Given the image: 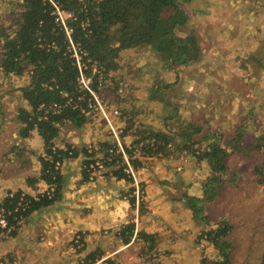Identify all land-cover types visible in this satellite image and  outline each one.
I'll return each instance as SVG.
<instances>
[{
    "label": "rangeland",
    "instance_id": "1",
    "mask_svg": "<svg viewBox=\"0 0 264 264\" xmlns=\"http://www.w3.org/2000/svg\"><path fill=\"white\" fill-rule=\"evenodd\" d=\"M9 1L0 2V27H10L12 20L18 18L13 12L14 7L19 12L17 4L12 6L10 3L16 0ZM215 2L217 1L193 0L186 5L188 30L196 32L202 44L203 58L200 62L170 68L163 54L152 49H140L123 53L118 70L103 75L105 84L100 93H96L98 100L107 106V116L115 123L116 129L122 130L120 140L123 150L127 148L133 152L131 159L125 153L128 161L132 163L139 160L141 163L137 169L132 164L133 185L115 179L112 176L113 169L108 166L105 169L94 166L89 180H85V162L90 160L87 159L85 150L92 147L93 151H88L89 154L97 153L92 160L111 156L110 151L114 158L121 152L100 113L95 114L96 120H90L82 129H74L71 125L59 127L55 147L64 151L71 148L79 153L75 158L71 155L66 157L60 167L62 181L65 180L69 187L68 207L71 206L73 211L60 210V213L71 219L74 216L76 226L81 225L79 222L88 217L92 220L90 215L93 213L106 222L119 221V224H132V220L142 223L144 220L153 225L151 221L154 219L160 222V216H163V220L167 218L170 225L181 218L189 219V213L185 211L190 209L185 202L202 197V182L209 171L206 167L200 168L194 157L186 151L181 152L182 146L174 144L167 146L169 156L162 153L155 157L143 155V143L135 149L133 142L136 138L140 140L147 137L149 130L169 132V128L184 129L187 125L196 124L204 129L203 134H207L210 129H221L233 134L240 125L239 116H246L248 109L255 106L257 112L249 122L245 146L256 134L264 132V0H218V7L214 5ZM261 3L263 8L258 10L261 12L260 16V12L255 9ZM239 7L242 8L238 12L241 14H235ZM216 8L220 9L215 10ZM211 12L216 19L208 15ZM210 17L212 25L209 23ZM244 28H247L246 34ZM238 55L245 64L244 67L236 60ZM112 78L117 81V86L112 85ZM26 83L27 77H7L0 73V174L4 175L7 171L13 182L27 184L30 189L37 188V193L30 196L38 198V201L39 195L47 194L48 198H53L55 186H50L41 179L45 168L43 161H50L52 158L47 155L44 142L33 133L26 139L20 138L22 124L18 116L20 109L27 108L28 105L22 100L18 90ZM116 95L119 96V101ZM115 110H118L119 115L113 114ZM127 127L132 130L126 131ZM103 142H114L119 151L109 149L105 153L100 152ZM261 162L259 158L247 160L239 153H230L226 161L231 166L229 174L232 176L235 170L240 169V178L236 188H224L222 195L211 206L210 203L205 204L210 220L223 217L232 229H236L235 227L245 223L256 225L259 214L264 216V187L256 183L258 177L254 171ZM13 182L0 178V202L4 200L5 187L13 186ZM133 187V195L136 197L134 205L130 202ZM22 192L26 194L25 190ZM73 205L77 206L76 211L84 210L89 213L80 219L75 214L76 207ZM48 211L49 209L36 211L31 220L28 219L29 216L21 217L15 226L12 225V231H0V264H58L60 261L66 264L65 257L52 258L50 248L62 250L63 254L67 252L72 256L81 255L86 237L90 234L95 236L96 233L75 229L72 240L66 242L64 239L58 243L54 241V247L49 244L54 234L47 232L50 224ZM103 226L97 232L98 236L105 237L121 231L120 226L109 227L105 222ZM15 230L16 234L12 235ZM77 236L81 237L79 243L75 241ZM239 237L241 235L237 231V241ZM199 238L207 243L202 238V228ZM256 238L259 248L250 249L255 257L248 259L247 250L241 245L240 251L234 250L231 254L238 256H232L233 261L237 264H261L264 236L256 235ZM232 241L235 244L234 239ZM209 248L211 251L204 253L201 262L205 261L204 258L207 262L216 258L215 248L212 245ZM75 262L81 263L77 258ZM85 262L84 256L81 264Z\"/></svg>",
    "mask_w": 264,
    "mask_h": 264
},
{
    "label": "trees",
    "instance_id": "2",
    "mask_svg": "<svg viewBox=\"0 0 264 264\" xmlns=\"http://www.w3.org/2000/svg\"><path fill=\"white\" fill-rule=\"evenodd\" d=\"M192 1L53 0L62 11L73 15L66 23L72 30L73 42L87 53L83 58L86 67L83 72L91 90L98 94L100 75L97 71L101 70L102 76L115 73L119 68V60L126 52L152 49L163 54L167 66L175 69L176 66L185 67L200 62L203 58L202 44L197 33L188 30L187 27L189 16L186 5ZM10 3L12 6L17 4L19 12H16L14 7L13 12L18 18L12 20L13 24L10 27L5 25L0 27V73L7 77H27L28 83L18 90L23 97L22 100L28 105L27 108L20 109L18 116L22 124L20 138L26 139L33 133L44 142L46 153L52 158L50 161H43L45 168L42 170L41 179L48 185L55 186L53 198H48L47 194L40 196L38 201L28 197L30 205L25 211L22 207L18 208L19 198L23 192L19 190L8 193L0 202V210H5L9 225L12 226L21 217H28L60 201L63 183L60 170H55V163L60 161L62 164L66 157L71 155L75 158L79 153L71 148L65 151L59 149L55 147L54 141L59 134L60 126L84 128L90 121L87 118L88 105L95 101L90 92L79 84L80 71L68 50L66 32L57 22L54 5L48 0H16ZM236 60L245 66L239 55ZM112 82L113 86L118 85L113 78ZM116 97L119 101V96ZM68 101L71 105L64 107ZM53 104L61 105V112L45 111ZM42 105L45 109L41 108ZM256 112L257 108L252 106L246 116H239L240 125L233 134L225 133L221 129L215 131L210 129L207 134H203L204 129L201 126L190 124L184 129L169 128V132L149 130L147 137L140 140L136 138L133 142L135 149L143 143L141 147L143 155L148 157H155L160 153L169 156L168 145L182 146L181 152L186 151L194 157L200 168L208 169L209 174H206L202 182V197L188 199L185 202L187 208L192 211L194 220L202 228V238L217 251L216 258L211 262L204 258L203 264H230L231 254L235 250V245L229 239L232 230L230 224L223 217L215 221L210 220L205 207V204L219 198L224 188L229 186L236 188L240 169L235 170L232 176L229 174L230 169L226 161L230 153H239L247 160L261 159L262 162L254 171L258 177L256 183L264 187V132L256 134L245 146L249 122ZM127 130L132 129L127 127ZM109 149L117 151L118 146L114 142L113 144L103 142L100 152L105 153ZM85 152L87 159H90L86 160V169L83 173L85 180L88 181L90 177L88 168L94 163L92 158L97 153L89 154L87 150ZM100 152L98 151V154ZM124 152L131 159L133 152L127 148ZM132 164L137 169L141 163L135 160ZM107 166L113 169L112 176L115 179L134 184L133 177L125 170L127 164L122 152H118ZM134 192L133 187L130 191L132 194L130 202L133 205L136 203ZM260 215L254 226L255 237L264 236V216ZM134 229L133 223L124 229L122 232L124 243H128V237L134 234ZM15 234L16 230L12 232V235ZM140 235L146 238L153 236L145 232ZM91 259L92 262L95 261V257ZM261 264H264V254L261 256Z\"/></svg>",
    "mask_w": 264,
    "mask_h": 264
},
{
    "label": "crops",
    "instance_id": "3",
    "mask_svg": "<svg viewBox=\"0 0 264 264\" xmlns=\"http://www.w3.org/2000/svg\"><path fill=\"white\" fill-rule=\"evenodd\" d=\"M210 1H217L214 3V5L218 7V0H210ZM261 4L262 5L258 6L255 9V11L260 12L258 10H261V8H263V3ZM219 9L220 8H216L215 10H219ZM239 11H242L241 7H239V9L235 12V14H237ZM212 12L209 13L208 15L211 16ZM212 16H214V14ZM260 16H261V12H260ZM212 19H216L215 16ZM212 19L209 20L210 25H212ZM237 21L240 22V20ZM214 24L216 25L217 23ZM210 28H212V26H210ZM246 29L244 28L245 34H246ZM33 135L37 136L36 134ZM14 162L15 160L11 161V163ZM20 165L22 166L23 164L21 163ZM229 167L231 166L229 165ZM0 176L1 179L13 182L12 179L10 180L11 176L8 174L7 171L6 174L4 175L0 174ZM62 183H63V189L61 191L60 201L56 202L53 205H50L47 208H43L39 210L42 211L44 209H49L48 212L50 213L49 214L50 224L48 226L47 232L50 235L54 234V237L52 238V242L49 241V244L53 245L54 241H55L54 243H58L64 241V239L66 240V242H68L73 236V232L76 231L75 229L77 230L82 229V231H86V232L90 231L96 234L95 236L90 234L86 237V240L84 241V248L83 250L81 249L82 250L81 255L74 254V256H72L71 253L69 254L67 252L63 254L61 253L62 250L58 251L57 248H50L49 249L51 253L50 255L54 259H57L59 256H61L60 259H64L63 257H65L64 260L66 264H76L75 262L76 258L82 263L84 256H85V260L87 261L85 262V264H94L100 261H102L103 264H110L109 261H111L113 264H202L201 261L204 257V253L206 254L209 251H211V248H209V246H211L210 244L204 243L202 239L200 241L199 233L201 231V226L199 224H196L197 222L193 220V215L190 210L185 211L189 213L188 220H184L183 218H181L175 221L173 225H170L171 222L167 218L166 220H163L162 218L163 216H160V222H157L156 220L153 219L151 221L153 225L152 224L149 225V223H145L144 220H142V223H140V221L137 220L136 221L132 220V223L135 224V229H134V234L128 237V243L123 242L122 232L124 231L126 226L130 224V222L129 223L126 222L124 224H119V221L106 222L104 218L102 220L101 217H98L93 213L92 215H90V218L92 220H89L88 217V219L84 221L81 220L79 222V224L81 225L76 226L77 224L74 216L71 219L68 218V216L65 217L63 214L60 213V210H63L65 212L71 211V206L68 207L69 187L65 180L62 181ZM5 190H6L5 196L8 195V193L10 192L19 191V190L22 191L25 190L26 194L28 195H33V194L35 195L37 193L36 191L37 188L30 189V187L27 184L24 185L22 182H18V181L13 182V186H6ZM211 204H213V202L210 203V206ZM73 207L74 208L76 207L75 212L77 213L75 212L74 213L78 214V218L80 219L83 216L86 217L87 213H89V212H84V210L76 211L78 210L76 205H73ZM209 207L207 209H209ZM218 210L219 209H217L216 212H218ZM71 212L73 213V211ZM35 213L36 212L32 213V215H30L28 219L31 220V217ZM67 221L68 222L71 221V222L68 223ZM103 221L105 222V224H108L109 227L120 226L119 229L121 231L119 233L117 231L115 234L108 235L105 237L98 236L97 232L100 230L101 227H104ZM254 226H255L254 223H245L244 225L235 227L236 229H232L229 236V239H231V241L232 239H234V242L236 244V245L234 244L235 252L240 251L241 250L240 246L244 245V248L247 250L248 253V255L246 256L248 259L255 257V254L250 252L251 251L250 249L253 250V248L254 249L259 248V245L257 243V238L255 237V233H254ZM235 231H236V236H234ZM237 231L239 232V235H241L238 241L236 240ZM144 232L146 234L153 236L151 238H146L144 236H141L140 234ZM19 236H21V233L19 234ZM216 252L217 251H215V253ZM232 256L238 257L236 254ZM232 256H231L230 264H237L235 261H233ZM91 257L93 258L95 257V261L93 262L90 261ZM58 264H62V262L60 261L58 262Z\"/></svg>",
    "mask_w": 264,
    "mask_h": 264
},
{
    "label": "built area",
    "instance_id": "4",
    "mask_svg": "<svg viewBox=\"0 0 264 264\" xmlns=\"http://www.w3.org/2000/svg\"><path fill=\"white\" fill-rule=\"evenodd\" d=\"M50 1L54 7H55V14L57 16V22H59L60 25H62L64 27V30L66 32V36H67V42H68V50L70 51V53L72 54V57L76 60V64L79 68L80 71V78H79V84H81L86 90H88L90 92V94L93 96V99L95 102H90L89 106V111H88V120H96L95 114L100 113L101 116L106 120V123L108 125V128L110 130V133L112 135L113 138H115V142L117 143V145L119 146V149H121V152L123 153V159L127 164L126 167V172L128 174H130V176L133 177L134 172L132 169V163H130L128 161V158L126 157V154L122 148V144H121V140H120V134L122 133V130L116 129L115 127V123L107 116V112H108V108L106 105H104L103 103L100 102V100H98V97L96 95V93L91 90L90 86H89V81L86 77V74L83 72V70L86 68L85 64L83 63V58L87 55V53L81 48L80 45L75 44L73 42L72 39V30L69 28V26L67 25V19L68 18H72L73 15L71 13L66 14L64 11H62L54 2L53 0H48ZM101 70H98L97 73L100 75L99 78V86L98 89L100 90L101 88L104 87L105 84V80L104 77L102 76ZM120 92H123V90H120ZM71 102L68 101L64 107L70 106ZM42 109H45L44 105L41 106ZM47 110H52L54 113H59L62 110V106L58 105V104H53L51 106H49V109H45V111ZM114 115H119L118 110H115L113 112ZM112 114V115H113ZM119 149L117 151H119ZM90 153H92V147L88 150ZM111 156L108 155V157H101V158H96L94 161V164H92L89 167V172H91L93 169H95L94 166H96L97 168L100 169H105L104 167H106L107 165L110 164V162H112V160L115 158L112 157L113 152L110 151L109 152ZM61 162L57 161L55 163V170L58 171L60 170L61 167ZM43 196V195H39ZM48 196H50V194H48ZM11 197H13V195H11ZM28 197H31L28 194H24L22 193L21 197L19 198V203H18V208H23V211H25L29 205H30V201ZM32 198V197H31ZM35 200H37L38 198H34ZM11 214V212L9 213ZM15 220H17L15 218ZM18 221V220H17ZM15 226V225H13ZM13 226L9 225L8 219H7V213L5 212V210L1 209L0 210V231H12L13 230ZM79 240H81L80 236H77L76 238V243H79ZM94 264H103L102 261L100 262H96Z\"/></svg>",
    "mask_w": 264,
    "mask_h": 264
}]
</instances>
